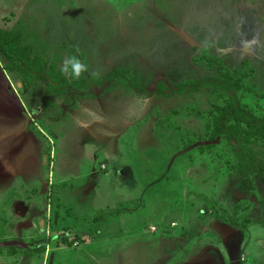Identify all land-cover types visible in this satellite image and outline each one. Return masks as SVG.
<instances>
[{"label":"rangeland","instance_id":"374dc122","mask_svg":"<svg viewBox=\"0 0 264 264\" xmlns=\"http://www.w3.org/2000/svg\"><path fill=\"white\" fill-rule=\"evenodd\" d=\"M0 27L18 31L21 46L47 67L60 70L66 56L77 55L90 69L80 78L86 84L75 88L69 80L63 94L49 89L47 76L24 83L0 54L6 264L10 251L22 252L15 264L24 253L44 264L45 245L77 248L94 239L78 233L89 231L94 216L110 224L107 217L136 211L141 220L132 232L142 237L115 246L113 264L169 257L168 264L177 247L186 248L182 258L203 254L200 264H264V184L252 174V186L242 188L233 144L212 136L215 107L228 95L204 88L165 98L97 84L91 75L103 79L124 65L153 91L154 80L174 85L211 72L209 59L220 56L227 68L246 73L237 94L264 116V0H0ZM253 146L264 159V139ZM74 225L78 234L62 231ZM21 235L29 250L9 249Z\"/></svg>","mask_w":264,"mask_h":264},{"label":"trees","instance_id":"16d2710c","mask_svg":"<svg viewBox=\"0 0 264 264\" xmlns=\"http://www.w3.org/2000/svg\"><path fill=\"white\" fill-rule=\"evenodd\" d=\"M0 54L4 67L23 76L24 83L35 81L38 78H50L49 89L53 92L66 93L69 79L55 69L52 64L46 66L45 60L39 56H31L26 47L21 46L20 33L14 29L0 27ZM211 72L196 77L184 79L174 85H169L163 79L153 81V91H149V83H143L140 76L131 68L124 65L114 66L105 78H92L97 84L110 82L113 85L123 86L138 93L145 92L148 95L155 94L165 98L175 94L200 91L211 88L222 91L228 95V101L215 107L213 114L212 136H223L233 144L237 161L234 168L237 169L241 179V187L252 186L251 175L258 176L264 184V159L259 157L253 143L264 139V116L256 115L241 101L237 91L245 87L242 82L241 70L227 68L224 59L213 56L208 62ZM49 69L46 70V69ZM212 70L215 72H212ZM239 75V76H236ZM153 77H151L152 79ZM152 82V81H151ZM87 83V78L72 80V87H80ZM92 96L90 92L85 93ZM41 250L42 248H37Z\"/></svg>","mask_w":264,"mask_h":264},{"label":"crops","instance_id":"0c3cea01","mask_svg":"<svg viewBox=\"0 0 264 264\" xmlns=\"http://www.w3.org/2000/svg\"><path fill=\"white\" fill-rule=\"evenodd\" d=\"M93 169L94 168H92V170ZM24 171L29 172V169L26 168V169H24ZM134 171L135 170L133 169V172ZM134 177L132 179H129V177H128V182L131 181L133 184H135L137 186L140 183V180H138V178H134ZM76 179L78 180L77 177H76ZM122 189H125V188L123 187ZM130 193L131 194L133 193V195H134V192H131L129 190L128 194H130ZM125 195H127V194H125ZM114 202L112 201V204ZM95 205H97V203ZM103 217L104 216L99 218V216H94L93 219H95V220L90 219L89 221H87L86 222L87 226L89 225V231H87V232L82 231L83 229L81 230V228L78 231V228H77L78 225H74V228L62 229V231L71 230L72 232H76V233L78 231L79 235H80V233H82L83 235L91 234V236H93L94 239H91V240L87 239L84 243H82L77 248H72V247H67V246L55 247L57 245H55L54 243H49V244L45 245V246H48V248L44 249V251H42L44 258L48 256L45 259L44 264H75V263L76 264H79V263H81V264H83V263L84 264L85 263L86 264L87 263H90V264H113L116 261V258H115L116 256L114 254L115 246L124 245V247H125V245L127 244L126 241H128L132 238L141 239L142 235L140 236V234L132 232L133 231L132 228L136 227L141 220L140 212L136 211V212H134V214L118 215L114 218L115 221L112 220L111 218H109V217H111V216H109V217H107V219L110 221V224L105 223L106 219H103ZM67 219L69 221H72L68 217H67ZM27 222L30 223L28 220H27ZM68 223H71V222H68ZM92 223H94V224L91 225ZM117 224L119 226H117ZM82 225H83V223H82ZM111 225H112V227H111ZM120 227H122V228H120ZM90 228H92V229H90ZM120 229L122 231V240L120 238L114 239V236L117 234V231H119ZM14 239L15 240H11L12 242H10V243H12V244H9V249H11V248L14 249L16 246H19L20 248H23L25 250H29V248H28L29 246L26 243L27 240L24 239L23 235H21L19 238L17 237ZM120 244H122V245H120ZM31 248L33 249L34 247H31ZM55 248H58L59 253H60V255L58 257L59 258L58 261H56V250L55 251L53 250ZM177 248H179L178 254L175 257H173L172 261L168 264H176V263L177 264H200V258L203 254L202 255L200 254L198 256L197 255L193 256L191 253V254H187L186 258L185 257L182 258L179 256L185 252L186 248L185 249L183 248L182 250H181V247H177ZM42 249H43V247H42ZM124 251H125V248H124ZM10 252L11 253H7V255H6L7 257L11 258V263L8 262V264H15L16 261H15L14 256H17L16 254H21L22 252L21 251H13V252H15V254H13L12 251H10ZM167 252L169 254L170 252H173V250H171L170 252L167 250ZM123 253L121 255L117 256L119 258V260H121V262H123V260H124ZM157 253H154V256H153V259H155V260H157V258H158ZM24 254H25L24 260H21L20 264H33L34 262L32 263V261L34 260V257L31 255L33 260H28V258L26 257V256H28V253H24ZM104 254H106V255H104ZM49 258H51L52 260ZM3 259H4L3 256L0 255V264H6ZM168 260H169V257H167V259L164 261V263H161V264H166L168 262ZM83 261H85V262H83ZM172 262H174V263H172Z\"/></svg>","mask_w":264,"mask_h":264},{"label":"clouds","instance_id":"9594fccd","mask_svg":"<svg viewBox=\"0 0 264 264\" xmlns=\"http://www.w3.org/2000/svg\"><path fill=\"white\" fill-rule=\"evenodd\" d=\"M60 72L69 80H79L86 73L90 72L88 64L83 62L77 55L66 56L60 66ZM97 76L98 72H91Z\"/></svg>","mask_w":264,"mask_h":264},{"label":"built area","instance_id":"2783aa9c","mask_svg":"<svg viewBox=\"0 0 264 264\" xmlns=\"http://www.w3.org/2000/svg\"><path fill=\"white\" fill-rule=\"evenodd\" d=\"M153 229H155V227H153Z\"/></svg>","mask_w":264,"mask_h":264}]
</instances>
